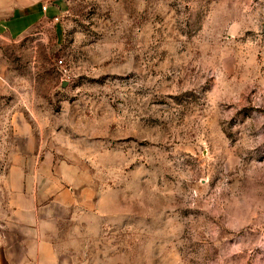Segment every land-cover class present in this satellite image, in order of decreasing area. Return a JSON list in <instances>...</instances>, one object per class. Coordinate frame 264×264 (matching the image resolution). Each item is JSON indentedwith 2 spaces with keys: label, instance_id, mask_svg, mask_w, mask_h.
<instances>
[{
  "label": "rangeland",
  "instance_id": "374dc122",
  "mask_svg": "<svg viewBox=\"0 0 264 264\" xmlns=\"http://www.w3.org/2000/svg\"><path fill=\"white\" fill-rule=\"evenodd\" d=\"M38 1L0 36V264H36L3 184L44 161L98 213L62 262L264 264V0Z\"/></svg>",
  "mask_w": 264,
  "mask_h": 264
},
{
  "label": "crops",
  "instance_id": "0c3cea01",
  "mask_svg": "<svg viewBox=\"0 0 264 264\" xmlns=\"http://www.w3.org/2000/svg\"><path fill=\"white\" fill-rule=\"evenodd\" d=\"M55 13L53 8L47 9L38 0H0V36L9 39L24 37L34 25L53 15L55 17ZM3 82L0 77V98L3 97L2 91L10 89V104L13 105L18 98V86ZM10 116L12 122L26 121L25 116L18 113ZM35 151L32 149L29 153ZM10 170L17 171V179L14 182L6 178L3 185L10 192L9 203L16 223L28 231L26 242L30 262L72 264L62 262L57 245L61 241L63 225L75 229L86 224V213H93L96 208L83 173L75 167L68 175H61L51 170L48 161L36 166L17 162Z\"/></svg>",
  "mask_w": 264,
  "mask_h": 264
},
{
  "label": "built area",
  "instance_id": "2783aa9c",
  "mask_svg": "<svg viewBox=\"0 0 264 264\" xmlns=\"http://www.w3.org/2000/svg\"><path fill=\"white\" fill-rule=\"evenodd\" d=\"M54 19L56 20V19H57V17H54ZM57 64H58V65H59V64H60V65H62V61H61V60H58V61H57ZM65 72H66V71H65V70H63V73H65Z\"/></svg>",
  "mask_w": 264,
  "mask_h": 264
}]
</instances>
